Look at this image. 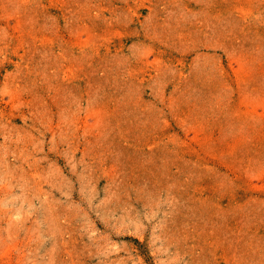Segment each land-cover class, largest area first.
I'll list each match as a JSON object with an SVG mask.
<instances>
[{"label": "rangeland", "instance_id": "rangeland-1", "mask_svg": "<svg viewBox=\"0 0 264 264\" xmlns=\"http://www.w3.org/2000/svg\"><path fill=\"white\" fill-rule=\"evenodd\" d=\"M0 264H264V0H0Z\"/></svg>", "mask_w": 264, "mask_h": 264}]
</instances>
